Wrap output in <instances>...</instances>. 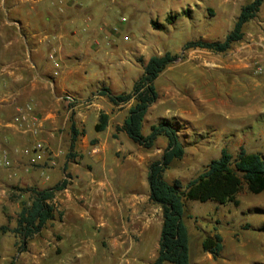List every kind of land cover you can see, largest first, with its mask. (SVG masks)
<instances>
[{
  "label": "rangeland",
  "instance_id": "rangeland-1",
  "mask_svg": "<svg viewBox=\"0 0 264 264\" xmlns=\"http://www.w3.org/2000/svg\"><path fill=\"white\" fill-rule=\"evenodd\" d=\"M249 2L0 0V68L7 62L1 53L16 48V35L36 37L37 41L46 36L52 39L63 37L66 48L76 44L84 48L88 43L97 42L104 51L83 62L88 67L87 77L95 85L120 93L132 91L135 80L143 71V64L152 56L166 52L180 55L179 60L156 81L159 98L149 110L143 132L149 134L150 125L163 118H175L181 123L185 156L173 163L165 178L170 183L180 180L186 186L211 160L219 158L224 148L235 157L241 148L264 156V52L258 58L246 55L243 60L245 68L238 72L227 68L228 64L236 62L235 50L225 54L184 50L190 41H223L233 30L242 5ZM67 4L72 5L69 13L64 11ZM184 11H190V14ZM174 15L178 17L177 21L170 25L167 17ZM16 21L21 23L22 31L16 28ZM153 21L162 25V29H155ZM250 24L245 27L246 34L264 32L259 25ZM104 30L114 35V49L110 47L114 51L108 53L105 51L108 49L106 41L95 37L96 31ZM24 50H28L25 44ZM49 55V47L41 45L37 62L41 68H51ZM259 67L262 71L258 73ZM94 135L95 130L88 125L87 136L92 138ZM129 141L132 146L125 143L124 148L135 150L140 147ZM166 144L160 142L152 150L142 148L141 154L146 159L137 166L123 158L113 175L116 179H138L137 183L126 186L138 190L143 196L149 194L150 164L161 159ZM29 166L32 165L26 167ZM6 170L16 172L14 163ZM65 177L63 175L62 179ZM45 180L47 177L44 176L38 179H18V176L0 179V264H71L62 261L70 249L58 247L56 234L48 229L28 241L24 250H21V238L13 232L22 203L29 200L26 190L46 188L42 184ZM237 199L239 206L186 201L185 221L190 233L191 264H264V193L252 194L244 184ZM153 208L156 209V205ZM153 214L156 218V213ZM215 229L224 240V250L218 260L205 253L202 247L203 240L214 235ZM155 238V245L149 248L151 257L146 255L143 259L148 263H128L118 259L110 264H153L159 251L157 235Z\"/></svg>",
  "mask_w": 264,
  "mask_h": 264
},
{
  "label": "crops",
  "instance_id": "crops-1",
  "mask_svg": "<svg viewBox=\"0 0 264 264\" xmlns=\"http://www.w3.org/2000/svg\"><path fill=\"white\" fill-rule=\"evenodd\" d=\"M71 8L72 5L67 4L64 11L68 12ZM250 23L264 28V4L258 17ZM16 28L22 31L18 21ZM95 37L106 41L107 53L114 51L110 50V47L114 49L111 31H96ZM63 40V37L52 39L46 36L37 41L36 37L16 35V48L1 53L7 62L0 68V149L12 159L16 175L12 176L0 164V179L16 176L18 179H38L44 176L47 180L42 184L47 189L69 177L67 188L54 199L56 217L45 227V230L56 234L58 247L70 249L62 261L110 264L119 259L128 263H148L143 259L146 255L151 257L149 248L155 245L156 235L158 243L160 241L162 208L158 205L153 208L155 204L150 201V189L149 194L143 196L138 190L126 186L137 183L138 179H116L113 175L123 158L130 164L135 162L136 166L146 159L141 154V146L135 150L124 148L125 143L132 146L130 138L123 131L116 132L117 127H123L133 101L114 106L107 97L99 94L105 86L95 85L87 77L88 67L83 62L104 51L101 44L87 42L84 48L78 44L66 48ZM24 44L28 48L26 51ZM43 44L50 50V69L41 68L37 63L39 47ZM234 50L236 62L228 64L227 68L243 72L246 55L258 58L264 52V32L246 34L227 53ZM135 63L138 65L136 60ZM146 63L135 82L144 74ZM66 94L76 99L73 112L68 111L62 100ZM26 105L33 106L40 120L41 133L38 137L13 123L17 110ZM101 113L109 115V124L104 132H96ZM146 122L147 116L144 125ZM72 124L80 134L75 143V157L69 158ZM88 125L96 132L92 138L87 136ZM152 125L154 123L150 125V131ZM37 139L48 147L50 156L33 164L31 159L37 155L34 151ZM164 140L160 137L156 146L167 142ZM29 164L32 166L26 167ZM63 175L66 176L64 179Z\"/></svg>",
  "mask_w": 264,
  "mask_h": 264
},
{
  "label": "trees",
  "instance_id": "trees-1",
  "mask_svg": "<svg viewBox=\"0 0 264 264\" xmlns=\"http://www.w3.org/2000/svg\"><path fill=\"white\" fill-rule=\"evenodd\" d=\"M263 4L264 0H250L245 4L233 30L223 41L211 42L203 39L190 41L186 43L184 50L201 49L215 54L227 53L234 44L245 38L246 25L258 17ZM184 13L190 14V11ZM177 18L175 15L169 16L167 22L172 25ZM152 25L157 30L162 29V25L155 21ZM179 58L178 54L171 52L152 56L144 66V74L135 82L130 93L114 94L107 87L99 93L107 97L114 106L133 101L123 127H117L116 132H125L135 144L146 150L154 149L160 137L167 140V147L161 159L150 164L148 174L150 201L160 206L163 212L159 251L153 264H191L190 233L185 221L186 201L214 202L219 205L233 203L239 206L237 197L244 184L252 194L264 193V156L260 153H250L244 148L240 149L236 157L228 149H222L221 156L211 160L186 186L180 180L172 183L166 180L165 173L175 161L182 160L185 156V144L181 137L182 125L175 118L171 120L163 118L151 126L147 136L143 133V127L150 108L159 98L157 79ZM109 119L108 114L101 113L95 127L96 132H104ZM79 134L72 124L69 158L75 157V143ZM68 180L69 177H66L52 188L33 187L26 190L29 193V200L22 203L17 227L13 231L22 240L21 250L26 248L28 241L40 235L47 224L56 217L57 207L54 199L59 192L67 188ZM202 247L205 253L218 260L224 250L223 236L215 229L214 235L203 240Z\"/></svg>",
  "mask_w": 264,
  "mask_h": 264
},
{
  "label": "built area",
  "instance_id": "built-area-1",
  "mask_svg": "<svg viewBox=\"0 0 264 264\" xmlns=\"http://www.w3.org/2000/svg\"><path fill=\"white\" fill-rule=\"evenodd\" d=\"M51 59L54 60V57L51 56ZM262 68L259 67L257 72H261ZM62 100L66 103L67 107L70 108V111L74 110V104L76 103V99L74 96L66 94L62 97ZM13 123L19 126L25 127V130L30 132L33 136L38 137L41 133V125L40 120L35 115L34 109L32 105H26L25 107L19 108L17 110L16 115L13 117ZM34 151L37 154L35 157L31 159V163L35 164L40 159L44 157L50 156V151L48 147L41 141L36 142L34 146ZM0 164L4 168L12 167V159L8 155V153L1 151L0 149ZM12 176H15L16 173H11Z\"/></svg>",
  "mask_w": 264,
  "mask_h": 264
}]
</instances>
